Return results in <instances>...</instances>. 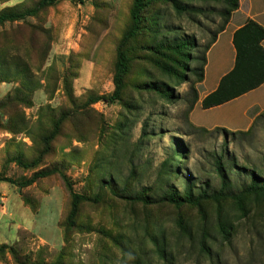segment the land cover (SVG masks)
I'll return each instance as SVG.
<instances>
[{
	"label": "rangeland",
	"instance_id": "1",
	"mask_svg": "<svg viewBox=\"0 0 264 264\" xmlns=\"http://www.w3.org/2000/svg\"><path fill=\"white\" fill-rule=\"evenodd\" d=\"M38 1L0 0V10L36 9L0 24V176L19 181L55 167L92 200L69 227L59 174L22 188L2 181L0 245L18 249L24 264H264V193H242L251 173L264 177V113L218 124L226 120L203 109L199 94L192 103L196 76L175 79L158 47L189 34L201 53L222 4L150 3L124 46L120 98L110 101L133 0ZM170 188L242 194L240 204L229 196L198 206L158 201ZM138 194L156 201L130 198ZM0 264L18 263L0 248Z\"/></svg>",
	"mask_w": 264,
	"mask_h": 264
},
{
	"label": "trees",
	"instance_id": "2",
	"mask_svg": "<svg viewBox=\"0 0 264 264\" xmlns=\"http://www.w3.org/2000/svg\"><path fill=\"white\" fill-rule=\"evenodd\" d=\"M54 1L55 0H39L38 6L45 7ZM153 1L162 0L132 1V8L130 10L131 25L129 30L124 34L117 50L115 74L113 78L114 90L108 97V100L110 101L119 99L124 88V77L127 73L129 63L128 53L124 46L129 39L136 38L138 36L142 29L144 9ZM203 1L221 3L223 7L219 11V14L223 17V20L213 32L210 42L203 46L201 53L199 52L200 46H198L195 37L189 34H184L173 42L158 43V47L162 48L163 51L167 49V52L163 53L165 60L169 62L164 67L166 72L171 74L177 80L190 81L187 76L188 72H190L191 75L196 76L195 80L191 82L192 84H190L192 103L197 101V91L194 87V84L202 81L203 79L204 66L206 64V53L212 43L215 41L217 35L224 30L230 19L231 13L238 8V0ZM178 9L193 13L202 12L201 8L186 5L178 6ZM35 14V8L24 9L21 11L8 8L3 9L0 10V24L23 20L26 16H33ZM263 39L264 27L252 20H247L243 26L234 32L232 38V42L236 50L234 65L229 72L222 76L216 89L207 94L201 100L200 104L203 109H208L226 103L256 88L262 82H264V49L261 45ZM164 96H166V94H164ZM7 98L9 99V96H7ZM99 99L100 98L96 97L91 98L90 100L91 102H96ZM218 164L217 170L219 171V175L223 180L226 178V173L224 170H222V165L220 162ZM56 173L62 178L71 198V205L67 215V225L69 227H73L79 212L80 203L84 201H91L92 199L86 195L74 192L71 183L62 171L55 167H44L34 171L28 178L19 181H15L5 176H0V182L7 181L22 188L31 185L39 178H44ZM112 192L116 194L113 189ZM242 193H264V177L251 173V181L242 189ZM240 194H230L224 192L223 189L211 194H207L206 191L203 190L196 195L192 193L191 189H188L184 194H180L176 188H170L163 197L159 198L158 201L168 202L173 205L190 204L198 206L201 200L206 198L219 200L222 197L229 196L235 199L238 204H240ZM130 198L140 201L144 204H151L152 202L156 201L151 200L150 197L145 194L130 196ZM93 200H97V198L95 197ZM0 248H8L14 260L18 264H24V262L20 259L18 249H16L14 246L3 243L0 245Z\"/></svg>",
	"mask_w": 264,
	"mask_h": 264
},
{
	"label": "crops",
	"instance_id": "3",
	"mask_svg": "<svg viewBox=\"0 0 264 264\" xmlns=\"http://www.w3.org/2000/svg\"><path fill=\"white\" fill-rule=\"evenodd\" d=\"M247 20H252L264 27V0H238V8L231 13L224 30L217 35L206 53L204 76L196 86L197 94L201 100L214 91L222 76L232 69L236 55L232 42L233 34ZM261 45L264 49V39ZM210 57L213 61L210 60ZM208 109L209 111L215 110L216 116H223L222 120H226V122L218 124L225 127L233 126L232 121L229 123L227 121L230 116L249 119L251 112L256 115L264 113V82L226 103Z\"/></svg>",
	"mask_w": 264,
	"mask_h": 264
}]
</instances>
